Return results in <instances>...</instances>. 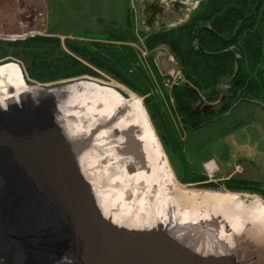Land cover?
Instances as JSON below:
<instances>
[{
	"label": "water",
	"instance_id": "95a60500",
	"mask_svg": "<svg viewBox=\"0 0 264 264\" xmlns=\"http://www.w3.org/2000/svg\"><path fill=\"white\" fill-rule=\"evenodd\" d=\"M175 2L144 0L145 27L151 28L156 16ZM157 63L163 75L179 72L167 55L158 56ZM119 121L115 117L99 125L84 146L102 130H109L112 139L122 137L126 142L122 154L133 159L126 171L134 174L146 167L136 137L139 130L120 131ZM81 147L63 131L57 99L50 93L36 100L26 96L19 105L0 111V264H9L13 252H25L32 264H249L257 259L242 262L233 252L206 256L165 228L114 224L101 211L82 173ZM238 247L243 253L258 249L247 243Z\"/></svg>",
	"mask_w": 264,
	"mask_h": 264
},
{
	"label": "trees",
	"instance_id": "16d2710c",
	"mask_svg": "<svg viewBox=\"0 0 264 264\" xmlns=\"http://www.w3.org/2000/svg\"><path fill=\"white\" fill-rule=\"evenodd\" d=\"M127 28L123 35L106 34L108 37L97 42L65 39L61 43L59 38L44 36L0 40V60L8 57L20 60L26 83L29 79L49 84L84 74L98 76L80 60L102 70L144 99L156 134L167 148L166 125L158 113L161 103L153 99L155 82L138 65L136 53L123 45L135 40ZM144 37L143 46L148 52L168 50L185 81L173 87L171 96L186 129L200 133L196 147L189 149L191 158L215 139L241 129L245 120L239 117L240 109L255 104L264 112V0H202L183 24L149 32ZM155 73L160 81L156 69ZM206 104H210L207 109ZM200 136L206 137V141ZM187 171L191 177L193 168ZM202 180L204 177L198 175L188 181ZM224 183L232 192L260 193L257 183L235 180ZM204 187L218 186L208 183Z\"/></svg>",
	"mask_w": 264,
	"mask_h": 264
},
{
	"label": "bare ground",
	"instance_id": "6f19581e",
	"mask_svg": "<svg viewBox=\"0 0 264 264\" xmlns=\"http://www.w3.org/2000/svg\"><path fill=\"white\" fill-rule=\"evenodd\" d=\"M44 93L56 97L58 122L68 139L82 145L78 154L82 173L106 218L127 228H165L202 255L234 253L242 262L257 257L249 264H264V203H247L229 193L190 191L180 185L135 94L118 83L102 84L92 79L57 88L30 86L16 63L0 64V111L19 105L26 96L36 100ZM115 117L120 120V131L139 130L136 137L146 167L141 171L137 168L134 174L126 171L133 159L122 154L126 144L122 137L112 139L109 130H102L92 144L84 146L91 131ZM240 243L258 249L243 253L236 248ZM8 263L32 264L25 252H13Z\"/></svg>",
	"mask_w": 264,
	"mask_h": 264
},
{
	"label": "rangeland",
	"instance_id": "374dc122",
	"mask_svg": "<svg viewBox=\"0 0 264 264\" xmlns=\"http://www.w3.org/2000/svg\"><path fill=\"white\" fill-rule=\"evenodd\" d=\"M201 1L194 0L195 4L194 2L192 5L190 4L185 13L190 12L191 14ZM74 23H76L77 28L90 23L98 27L95 30H105V34L108 35L114 32L123 35V31L128 29L127 26L130 28L135 40L123 44L136 53L135 59L138 65L142 67L148 64L150 68V71L147 69V72L154 78L155 82L153 99L160 101L161 105L158 113L162 117L164 125H166L167 148L163 147L155 129L154 131L170 169L180 185L190 191L229 193L240 196V200L247 203L253 200L264 203V112L261 107L253 104L252 106H245L244 110L240 109L239 117L245 120V125L223 138L215 139L209 146H206V149H201L197 157L191 158L188 153L189 149L190 147H196L200 133H190L186 129L176 111L171 96L173 87L181 85L185 81L181 73L172 77L161 74V80L158 81L155 73L157 68L153 63L152 67L150 61L157 64V57L167 54L168 50L159 48L150 53L144 48L143 42L146 33H154L161 29L153 26L151 31L146 32V28H143L141 0H0V38H4L0 39L2 41H12L8 40V37L21 40L25 35L45 37H54L57 34L75 35L76 27ZM95 30H93V33H95ZM17 37H21V39ZM1 62L3 64L14 62L21 68L22 72L24 71V66L18 59L8 57L0 60ZM91 79L102 84L113 85L117 83L108 77ZM85 80L70 79L63 82L41 84L29 79L27 84L56 88ZM117 90L126 98L128 97L127 92H124L123 89L118 88ZM136 96L141 99L146 111L144 99L138 95ZM208 105L210 104H206V106ZM200 139L205 142L207 138L202 136ZM187 166L190 167L189 169L193 168L192 176L200 175L204 177V180L200 182L188 181L192 176L186 174L189 170ZM185 177H188V179H185ZM182 179L186 181L182 182ZM226 180L257 183L260 193L242 190L229 191L224 183ZM206 182L218 186L217 189L205 188L204 184H208Z\"/></svg>",
	"mask_w": 264,
	"mask_h": 264
},
{
	"label": "crops",
	"instance_id": "0c3cea01",
	"mask_svg": "<svg viewBox=\"0 0 264 264\" xmlns=\"http://www.w3.org/2000/svg\"><path fill=\"white\" fill-rule=\"evenodd\" d=\"M175 1H177V3H179L180 5L172 8V9H170L169 7L166 8L162 15L156 16V18L153 21L152 27L156 26V27H159L160 29H169V28L176 27L179 24H183L185 21H187L189 15H190V12L189 13H185V12L187 11L188 6L190 4L192 5L194 0H175ZM194 4H195V2H194ZM142 8L143 7L141 5V14H142ZM142 16H143V14H142ZM144 19L145 18L143 16V28L145 29V27H144V25H145ZM75 24L76 23H74V26H75ZM152 27L150 29H148V30L151 31ZM95 28L98 29L97 26H93L90 23L83 24V26H81V28H77L76 27V30H75L76 34L75 35L72 34L70 36H65V35H62V34H57L56 36L54 35V38H59L61 40V43H63V41L65 39L79 40V41H84V42H97V41H101V39H105L106 37H108L105 34V32H106L105 30L97 31V30H95ZM92 29L95 30V33H93ZM34 36H36V35H34ZM104 42H107V41H104ZM165 55H167V56H169V58H171V55L168 52ZM72 56L75 57L74 55H72ZM75 58L80 60L78 57H75ZM80 61L83 62L89 68V70H91L92 72L96 73L98 76H90L89 74H84V75L77 76V77H75L73 79H76V80L78 79L79 80V79H91V78H95V77H99V78L100 77H103V78L108 77V78L113 79L114 81H116L112 76L108 75L107 73L103 72L102 70H100V69H98L96 67H93V66L85 63L82 60H80ZM157 70L158 71L160 70V65L159 64L157 66ZM159 72H161V71H159ZM60 82H63V81H60ZM55 83H57V82H55ZM118 84H120V83H118ZM121 86H123V85H121Z\"/></svg>",
	"mask_w": 264,
	"mask_h": 264
},
{
	"label": "flooded vegetation",
	"instance_id": "af4514ba",
	"mask_svg": "<svg viewBox=\"0 0 264 264\" xmlns=\"http://www.w3.org/2000/svg\"><path fill=\"white\" fill-rule=\"evenodd\" d=\"M143 2H144V0H141V5H142V7H143ZM178 5H180V4L177 3V2H175V4H169L168 6H166L165 9L168 8V7H169L170 9H172V8L178 6ZM142 9H143V8H142ZM165 9H164V10H165ZM163 12H164V11H163ZM206 183H209V182H206Z\"/></svg>",
	"mask_w": 264,
	"mask_h": 264
},
{
	"label": "built area",
	"instance_id": "2783aa9c",
	"mask_svg": "<svg viewBox=\"0 0 264 264\" xmlns=\"http://www.w3.org/2000/svg\"><path fill=\"white\" fill-rule=\"evenodd\" d=\"M144 67L150 71V68H149L148 64H147L146 66L144 65ZM177 75H178V74H177ZM171 77H172V76H171Z\"/></svg>",
	"mask_w": 264,
	"mask_h": 264
}]
</instances>
